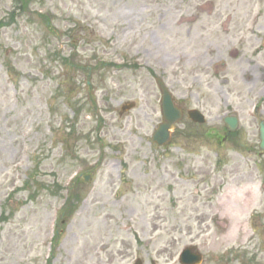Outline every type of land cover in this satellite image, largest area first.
<instances>
[{
  "label": "rangeland",
  "instance_id": "rangeland-1",
  "mask_svg": "<svg viewBox=\"0 0 264 264\" xmlns=\"http://www.w3.org/2000/svg\"><path fill=\"white\" fill-rule=\"evenodd\" d=\"M20 1L0 0V264H179L191 244L264 264V0ZM155 76L185 112L167 148ZM227 114L246 147L215 138Z\"/></svg>",
  "mask_w": 264,
  "mask_h": 264
},
{
  "label": "water",
  "instance_id": "water-1",
  "mask_svg": "<svg viewBox=\"0 0 264 264\" xmlns=\"http://www.w3.org/2000/svg\"><path fill=\"white\" fill-rule=\"evenodd\" d=\"M162 86L164 95H163V115H164V122L159 125V128L156 130L153 141L157 142L158 144H167L171 141V131L175 127V123L181 118L182 113L180 109L176 106L173 105L171 96L169 92L166 90V88ZM130 105H127L123 107V109L129 108ZM190 116L193 118L195 121L203 122V116L201 113H199L197 110L190 111ZM235 125V123H234ZM261 133V152H264V125L261 127L260 130ZM186 251L184 252L183 256L181 257L183 262L188 261V257L186 255ZM189 260L193 261L191 263H185V264H198L202 261V257L200 254H196L195 256H189ZM137 264H141L138 262Z\"/></svg>",
  "mask_w": 264,
  "mask_h": 264
},
{
  "label": "flooded vegetation",
  "instance_id": "flooded-vegetation-1",
  "mask_svg": "<svg viewBox=\"0 0 264 264\" xmlns=\"http://www.w3.org/2000/svg\"><path fill=\"white\" fill-rule=\"evenodd\" d=\"M256 122H258V120ZM259 122H258V124H259ZM222 132H223L222 144L228 142V143L233 145L239 140V138H237V137H230L231 133L228 130L227 123H225V117L222 119ZM256 134H257V140L255 141L256 145L255 146L252 145V147H258V145H259L258 133H256ZM240 144H241V146L245 145L243 142H240Z\"/></svg>",
  "mask_w": 264,
  "mask_h": 264
}]
</instances>
